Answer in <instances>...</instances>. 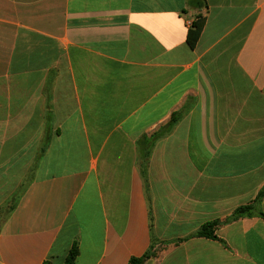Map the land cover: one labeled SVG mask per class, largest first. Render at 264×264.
Instances as JSON below:
<instances>
[{
	"label": "crops",
	"instance_id": "crops-1",
	"mask_svg": "<svg viewBox=\"0 0 264 264\" xmlns=\"http://www.w3.org/2000/svg\"><path fill=\"white\" fill-rule=\"evenodd\" d=\"M26 179L0 264H264L262 217L188 238L264 191V0H0V208Z\"/></svg>",
	"mask_w": 264,
	"mask_h": 264
},
{
	"label": "trees",
	"instance_id": "trees-1",
	"mask_svg": "<svg viewBox=\"0 0 264 264\" xmlns=\"http://www.w3.org/2000/svg\"><path fill=\"white\" fill-rule=\"evenodd\" d=\"M203 25H204V18L200 16L198 20L194 23V28L191 29L188 34V43L190 44L191 47H195L200 37L201 31L203 29ZM180 118H181L180 113L178 112L174 113L169 123H167L156 134H154V140L156 141L160 137L171 133L174 126L178 123ZM145 167L146 166L143 167L144 175L146 173ZM28 183L29 180L27 179L24 180V182L21 184V186L16 191V193L6 202V204L3 207L0 208V214L4 213V218L7 217L15 209ZM263 196H264V191L260 192L258 197L252 203L238 207L230 218L226 219L225 221L214 220L207 222L203 224L197 232H195L188 238L203 237V238L217 239L215 232L222 223H227L233 220H238L245 217H254V216H259L264 219V213H262L259 208ZM154 247H155V242L152 243L150 250L146 252L142 257L132 258L130 264H145L153 256ZM78 255H79V247H78V243L75 242L71 250L69 251L65 264H74Z\"/></svg>",
	"mask_w": 264,
	"mask_h": 264
}]
</instances>
